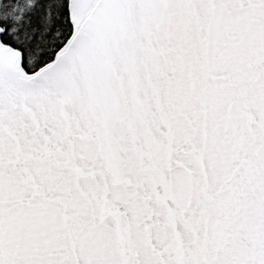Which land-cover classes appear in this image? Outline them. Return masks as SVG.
Segmentation results:
<instances>
[{"label": "snow or ice", "instance_id": "6c2138e0", "mask_svg": "<svg viewBox=\"0 0 264 264\" xmlns=\"http://www.w3.org/2000/svg\"><path fill=\"white\" fill-rule=\"evenodd\" d=\"M0 264H264V0H0Z\"/></svg>", "mask_w": 264, "mask_h": 264}]
</instances>
